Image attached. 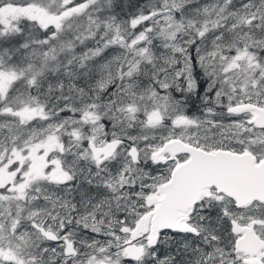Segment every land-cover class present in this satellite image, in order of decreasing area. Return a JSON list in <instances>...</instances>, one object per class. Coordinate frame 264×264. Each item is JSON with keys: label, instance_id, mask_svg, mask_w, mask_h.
Segmentation results:
<instances>
[{"label": "snow or ice", "instance_id": "obj_1", "mask_svg": "<svg viewBox=\"0 0 264 264\" xmlns=\"http://www.w3.org/2000/svg\"><path fill=\"white\" fill-rule=\"evenodd\" d=\"M0 264H264V0H0Z\"/></svg>", "mask_w": 264, "mask_h": 264}]
</instances>
